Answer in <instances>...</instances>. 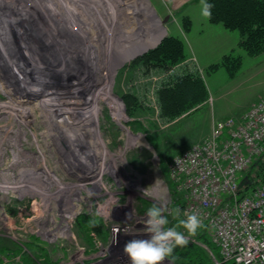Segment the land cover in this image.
Here are the masks:
<instances>
[{"label": "rangeland", "instance_id": "obj_1", "mask_svg": "<svg viewBox=\"0 0 264 264\" xmlns=\"http://www.w3.org/2000/svg\"><path fill=\"white\" fill-rule=\"evenodd\" d=\"M60 1L0 0V177L10 175L17 189L25 190L0 193V244L24 246L35 237L55 264H101L115 240L118 222L123 219L122 233L131 239H144L146 213L141 210L146 203L166 202L171 208L174 157L203 142L217 123L240 119L261 100L264 52L247 54L239 46L238 32L209 22L237 36L234 46L210 52L221 31L202 28L199 36V29L192 31V19L184 10L174 9L170 0H109L112 12L99 7L97 0L98 5L87 0ZM18 2L25 14L14 13ZM187 18L188 31L183 26ZM175 25L181 26L184 38L168 33ZM214 34L212 43L202 44L205 49L192 52L203 36ZM167 36L183 41L185 61L168 69L137 62ZM10 41L22 42L28 49L26 59L19 58L21 66L17 61L27 85H20V77L11 72L2 54ZM237 57L240 67L234 62ZM190 72L203 78L209 99L192 113L165 122L156 92L173 76ZM75 88L86 96L72 94ZM47 99L65 103L70 116L52 113L43 106L42 100ZM80 114L86 116L83 124L69 123ZM69 132H75L72 138ZM15 151L27 164L6 171ZM81 161L90 164L83 166ZM89 192L94 195L89 197ZM74 209L79 211L69 217L68 211ZM81 214L101 218L107 236L95 234L90 244L76 226ZM163 264L174 263L166 258Z\"/></svg>", "mask_w": 264, "mask_h": 264}, {"label": "built area", "instance_id": "obj_2", "mask_svg": "<svg viewBox=\"0 0 264 264\" xmlns=\"http://www.w3.org/2000/svg\"><path fill=\"white\" fill-rule=\"evenodd\" d=\"M262 155L264 95L240 119L217 123L203 142L177 154L170 165L176 190L186 201L182 212L198 210L220 250L222 261L216 264H264V184L248 196L238 195L241 174ZM114 241L101 264H131Z\"/></svg>", "mask_w": 264, "mask_h": 264}, {"label": "trees", "instance_id": "obj_3", "mask_svg": "<svg viewBox=\"0 0 264 264\" xmlns=\"http://www.w3.org/2000/svg\"><path fill=\"white\" fill-rule=\"evenodd\" d=\"M208 3L214 6L211 18H208L210 23L221 24L229 31L238 32L241 38L239 46L247 54L256 56L264 52V0H208ZM183 26L188 31L191 21L188 18L185 19ZM230 57H226L224 61H230ZM185 59L183 41L175 36H167L156 48L139 58L137 62H141L145 66L156 64L168 69L182 63ZM234 62L236 67H240V57H237ZM224 65L227 66L228 63ZM231 74L234 73L231 72ZM156 98L160 109V118L165 122H172L199 109L202 104L208 101L209 92L200 74L190 72L170 78L168 83L158 88ZM263 184L264 155L257 158L248 170L241 174L239 199L250 195ZM172 188L174 202L171 208L178 206L182 210L186 205L184 196L176 190V185L172 184ZM150 206L152 205L146 203L141 212L146 213ZM169 220V226L175 223L171 217ZM75 222L81 234L90 244L93 243V234L107 236V227L103 220L97 216L81 214ZM185 235H187L186 232ZM36 241L38 239L34 237L24 246L0 244V264H6V259H9V264H14L15 258H19L17 264H55L52 262L48 250ZM167 259L174 264H216V261H222L220 250L212 241L211 232L206 226L200 229L196 236L189 238L187 246L177 247L172 256Z\"/></svg>", "mask_w": 264, "mask_h": 264}, {"label": "clouds", "instance_id": "obj_4", "mask_svg": "<svg viewBox=\"0 0 264 264\" xmlns=\"http://www.w3.org/2000/svg\"><path fill=\"white\" fill-rule=\"evenodd\" d=\"M213 7L208 0H202V13L206 17L211 18ZM88 195L91 197L94 193ZM169 217L175 221L171 226ZM203 227V217L198 210L182 212L178 206L169 208L166 202L159 206L153 204L146 211L144 232L147 238L126 241L123 252L131 264H163L177 247L187 246L189 238Z\"/></svg>", "mask_w": 264, "mask_h": 264}, {"label": "bare ground", "instance_id": "obj_5", "mask_svg": "<svg viewBox=\"0 0 264 264\" xmlns=\"http://www.w3.org/2000/svg\"><path fill=\"white\" fill-rule=\"evenodd\" d=\"M60 0H57V2H59ZM87 1H89L88 3H90V4H93V3H95L96 5H98L97 4V2L95 1V0H87ZM97 1H100V3H99V7H103L105 10H106V12L108 11H110V12H112L111 11V5H109L110 3V1L109 0H97ZM109 1V2H108ZM63 2V0H61L60 1V3H62ZM85 4H87V3H85ZM122 4V3H121ZM136 4H138V3H136ZM89 5V4H88ZM92 6V5H91ZM85 7V6H84ZM119 7V6H118ZM24 7L21 5V3H19L18 2V6H16V9L14 10V13L16 14V15H18L19 13H21V14H25V12H23L24 10ZM28 10V9H27ZM26 10V11H27ZM115 10V9H114ZM117 10V9H116ZM123 10V7H120V11H122ZM43 12V11H42ZM122 13V12H121ZM14 14V15H15ZM26 14H28V13H26ZM111 14V13H110ZM13 15V14H12ZM13 15V16H14ZM16 15L13 17V19L16 17ZM25 17H27V15H25ZM29 17V16H28ZM11 18H12V16H11ZM21 18V17H20ZM40 18V17H39ZM15 20V19H14ZM117 20V19H116ZM59 21V20H58ZM4 22H5V20H4ZM30 23V22H29ZM8 26H10V27H15V24H12V23H9L8 24ZM5 27V26H4ZM10 27H8V28H10ZM22 27V26H21ZM23 27H24V25H23ZM26 28V27H25ZM40 28V27H39ZM19 31V30H18ZM2 35V38L4 39V37L5 36H3V33L1 34ZM30 40V39H29ZM16 41V40H15ZM11 42V41H10ZM29 43V42H28ZM7 44V43H6ZM11 44V46H9V45H4L3 47H2V54H4V56H7V58H6V60H9V64L11 65V72L13 73V70H15L14 71V73L13 74H16V76L18 77H20V79H19V82H20V85L21 86H24V85H27V84H29L28 82L29 81H23V75H25V73H23V71H20L19 70V68H17L18 67V63H19V66H21L22 64L20 63V59L19 58H21V60H25L26 59V50H28V49H26V48H24L23 47V45H22V42L20 43H17V45H16V43H10ZM36 44V43H35ZM27 46V45H26ZM44 47V46H43ZM33 48H35L34 46H33ZM54 51V50H53ZM123 51V50H122ZM25 52V53H24ZM127 52V51H126ZM27 58H28V56H27ZM31 60V59H30ZM17 61H19L18 63H17ZM13 64V65H12ZM21 64V65H20ZM14 66V67H13ZM37 68V67H36ZM36 73V72H35ZM30 75V74H29ZM17 77H16V79H17ZM18 77V78H19ZM22 77V78H21ZM30 79H32V78H30ZM38 83V82H37ZM39 83H42V82H40L39 81ZM85 83V80H82V84H84ZM32 84H34V83H32ZM44 83H42V85H43ZM81 84V85H82ZM81 87H85L84 85L83 86H81ZM80 87V88H81ZM31 88V87H30ZM48 88V87H47ZM71 89V88H70ZM56 91V90H55ZM54 91V92H55ZM47 92H49L48 90H47ZM70 92H72V94H74V95H77V96H86V95H84V94H82V90L80 89H76L75 88V90H71ZM35 94H34V96H41V97H43V96H45L46 98H47V94H40V93H37L36 94V92H34ZM79 94V95H78ZM88 95V94H87ZM40 97V98H41ZM37 98V97H36ZM60 100V99H59ZM40 101V102H39ZM38 101V105H37V107L40 105V103H41V100H39ZM61 101V100H60ZM42 102H43V106L44 107H46L47 109H50V111L52 112V113H54L55 111H58L59 113H61L62 115H64V118H65V116H66V118L67 117H69L70 115H69V113H67L66 112V107H65V103L63 104V103H57L56 101L54 102V101H49L48 99L47 100H42ZM75 103V102H74ZM73 103V104H74ZM75 106H77L78 108H79V106H78V104H74ZM36 106V105H35ZM79 115V114H78ZM118 116H119V113H115V119H117L118 118ZM71 117H72V115H71ZM86 116L84 115V114H80V116L78 117L77 115H74V117L73 118H70V120H69V123L70 124H72L73 126H78V125H80V124H83L84 123V121L86 120V118H85ZM16 120V119H15ZM21 121V120H20ZM1 128V127H0ZM72 128V127H71ZM12 129V128H11ZM75 133V132H74ZM74 133L73 132H69L67 135L69 136V137H71L72 138V136H74ZM76 136V135H75ZM73 142V141H72ZM13 143H14V145L15 146H17V147H20V145L18 144V142H14L13 141ZM69 143V142H68ZM9 144V143H8ZM13 145V146H14ZM70 145V144H69ZM76 148V147H75ZM16 153H14V155H15V157H14V159H13V161H11V162H8V168H5V170L6 171H13V170H16L17 168H22L23 166H25L24 164H27L26 163V160H24L23 159V157H20L21 155H19V153H17L18 151H15ZM87 153H89V151H87ZM2 155V154H1ZM83 155V154H82ZM80 156H81V154H80ZM84 158V157H83ZM83 160V159H82ZM44 163H43V166L44 167H47V162H46V160H44L43 161ZM81 165L83 164V166H88L89 164H90V162H89V164L87 163V161L86 162H82L81 161V163H80ZM91 165H93V164H91ZM92 169H94V166H90ZM24 168V167H23ZM0 179H1V181H0V193L1 194H5V195H9V194H14L15 192L17 193V191L18 192H20V193H23L25 190L24 189H21V188H23V187H20L19 189H21L20 191L17 189V186L16 185H14L12 182H11V180H10V175H8V174H1V177H0ZM3 180V181H2ZM13 181V180H12ZM41 182V181H40ZM20 184V183H19ZM21 184H23V183H21ZM27 185V184H26ZM94 186H97V183H94L93 184ZM102 187H104L103 185H102ZM25 188V187H24ZM105 188V187H104ZM28 193H31V188H30V191L28 192ZM77 211H79V209L77 210V209H74V210H71V211H68V213H69V217H71V216H74V215H76L77 214ZM119 220H121V219H119ZM122 223V224H121ZM124 224V222H123V219L121 220V222H118L117 223V225H116V227H117V232H116V234L115 233H113V238H115V241H114V245L115 244H117L118 243V246H120V247H124V245L122 246V244L123 243H125L126 242V239L124 238V234H122V230L123 229H125V228H123L121 225H123ZM119 227V228H118ZM123 228V229H122ZM129 238V240L131 239V237H128ZM142 238H146V237H143L142 236ZM125 239V240H124ZM117 252L118 253H120V250H119V248L117 247ZM109 255H110V251H109ZM116 256V254L112 257V258H114ZM123 256H125V254H123ZM112 258H109V259H107V260H105L106 262H108L110 259H112Z\"/></svg>", "mask_w": 264, "mask_h": 264}, {"label": "crops", "instance_id": "obj_6", "mask_svg": "<svg viewBox=\"0 0 264 264\" xmlns=\"http://www.w3.org/2000/svg\"><path fill=\"white\" fill-rule=\"evenodd\" d=\"M173 5H174V9L176 10H184L185 13L192 19L193 22V30L192 31H197V29H199V36H201L203 34V30L202 28H205V30L207 31H211V29H219L221 31V38L219 39V43H216V47H212L211 51L220 48V50H224L227 49L229 46H234V44L237 43V36L235 34H233V36L227 32L224 28H222V26L220 25H212L209 23L207 17L205 15H203L202 13V0H170ZM164 2V1H163ZM169 29V28H168ZM201 29V30H200ZM214 31V30H213ZM168 33L170 35H175V36H180L182 38H184V34H183V30L181 28V26L179 25H175V27L171 30L168 31ZM192 32H190L189 34L191 35ZM197 33V32H196ZM213 37H215L214 35H205L203 36V40L202 42H196L194 49H192V52H196L198 53L197 50H202L205 49L204 45L208 43H212L211 39H213ZM222 37L224 38L222 40ZM188 37L185 38V40H187ZM219 38V36H218ZM193 39L195 38H191L192 42L194 41ZM205 39V40H204ZM217 40V39H216ZM202 45V46H200ZM199 46V47H198ZM207 48V47H206Z\"/></svg>", "mask_w": 264, "mask_h": 264}]
</instances>
